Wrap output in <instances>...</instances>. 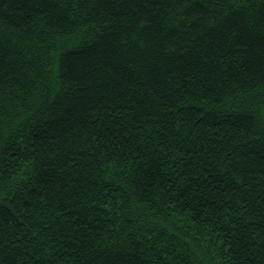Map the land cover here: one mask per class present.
Listing matches in <instances>:
<instances>
[{"label": "trees", "instance_id": "16d2710c", "mask_svg": "<svg viewBox=\"0 0 264 264\" xmlns=\"http://www.w3.org/2000/svg\"><path fill=\"white\" fill-rule=\"evenodd\" d=\"M0 264H264V0H0Z\"/></svg>", "mask_w": 264, "mask_h": 264}]
</instances>
